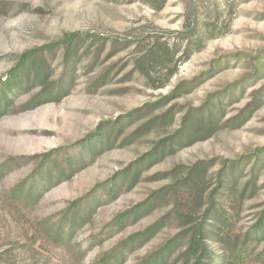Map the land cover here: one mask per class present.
Listing matches in <instances>:
<instances>
[{"label":"rangeland","instance_id":"rangeland-1","mask_svg":"<svg viewBox=\"0 0 264 264\" xmlns=\"http://www.w3.org/2000/svg\"><path fill=\"white\" fill-rule=\"evenodd\" d=\"M35 49L50 94L30 65L0 96V264H194L211 204L242 242L264 213V0H0V89ZM25 182L31 210L10 201Z\"/></svg>","mask_w":264,"mask_h":264},{"label":"trees","instance_id":"trees-1","mask_svg":"<svg viewBox=\"0 0 264 264\" xmlns=\"http://www.w3.org/2000/svg\"><path fill=\"white\" fill-rule=\"evenodd\" d=\"M73 34H68L66 39L68 40L67 44V52L65 53V60L68 61L70 57H72L77 51L73 45H71V41L73 40ZM34 65L37 68V73L35 75V79L29 80L27 85H30L31 82H40V85L43 87V90L38 94L37 100H42L45 96L49 95L48 88L53 85L47 83V79L50 75V72L47 71V58L40 50H30L23 53L19 59V64L13 68L10 73V78L2 82V87L0 89V96H5L7 100V90H12L13 87H21L24 86L22 84L21 79L23 77H27L29 66ZM36 86V85H35ZM67 84L63 81H59L58 91H64L67 89ZM48 87V88H47ZM37 98V97H36ZM46 159L50 156V154H46ZM46 159L42 161L41 168L44 169L46 164ZM141 161L137 162L140 163ZM40 170V168L38 169ZM139 172V164L136 170L134 178L138 175ZM51 174V173H50ZM48 177V180L52 177V174ZM125 174V173H124ZM66 176V175H64ZM222 181H220L221 183ZM29 185V186H28ZM44 191L42 188H36L33 184H28L25 182L20 185L18 188L14 189L10 201L14 206H25L26 209L30 207L33 208L39 200L42 198ZM214 195V194H213ZM214 198V196H213ZM86 202H89L87 199H83ZM30 208V210H31ZM85 207L81 208L78 202H74L65 210L64 218L70 220V225H75L77 221L81 218V216L87 215V212L84 210ZM211 212H215L217 217H215L212 224L201 223L196 226L190 235V245L189 249L193 251L195 254L196 262L194 264H206L202 263V257H207L212 260L211 264H214L215 260L212 255H210L211 250L209 249V241H214L218 243V247L223 249V260L226 264H245L248 260H250L254 256V252L257 246L263 242L264 240V213L263 216L255 223L249 232H246L242 242L240 243L241 237L236 234V230L234 226H232V220L229 215L225 217L223 211L218 212L213 207V204L207 209L206 215ZM147 232V231H146ZM145 232V233H146ZM70 233V232H69ZM50 236H54L58 238L60 241L68 242L69 238L65 236V231L58 230L54 234H50ZM214 251V255H218L217 251ZM264 254V251L262 252ZM117 255H104L99 258V264H113L112 262H117ZM120 262L121 259H120ZM153 260H146L142 264H152Z\"/></svg>","mask_w":264,"mask_h":264}]
</instances>
